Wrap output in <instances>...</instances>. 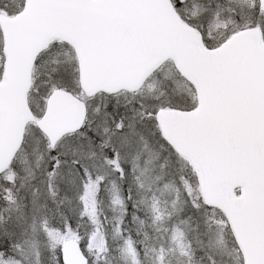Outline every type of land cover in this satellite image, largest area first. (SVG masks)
<instances>
[{
    "label": "snow or ice",
    "instance_id": "6c2138e0",
    "mask_svg": "<svg viewBox=\"0 0 264 264\" xmlns=\"http://www.w3.org/2000/svg\"><path fill=\"white\" fill-rule=\"evenodd\" d=\"M0 264H264V0H0Z\"/></svg>",
    "mask_w": 264,
    "mask_h": 264
}]
</instances>
